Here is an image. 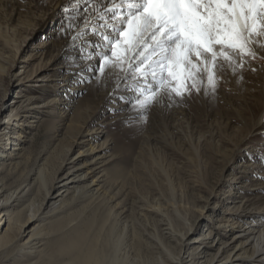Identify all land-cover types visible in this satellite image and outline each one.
<instances>
[{"label":"bare ground","instance_id":"1","mask_svg":"<svg viewBox=\"0 0 264 264\" xmlns=\"http://www.w3.org/2000/svg\"><path fill=\"white\" fill-rule=\"evenodd\" d=\"M74 7V0H0V83L5 79L13 87L0 99V264H264V197L260 201L247 198L243 192L252 188L244 184L230 181L235 189L228 195L230 200L215 192L223 200L221 208L226 216L212 221L210 226L216 232L204 238L194 237L203 229L190 226L173 201L176 217L163 213L160 233L156 228L149 233H155L156 242L151 245L154 250H149L151 255L148 239H141L134 225L120 218L121 211L114 209L117 203H109L111 198L106 197L108 185L119 182L113 170L117 159L114 140L106 126L134 116L131 104L120 97H131L124 83L131 86L137 73L129 71L127 81L121 82L125 73L120 72L112 84V74L99 85L96 79H88L99 74L83 71L85 66L99 63L103 57L97 58L92 54L96 50H89L88 41H95L90 29L81 38L83 43L77 40L75 46L71 36L61 31L62 22L65 27L76 23L65 18L77 15ZM79 7L83 11L85 6ZM87 7L85 15L92 20L93 5ZM65 8L69 9L67 14ZM83 23L80 21L81 26ZM262 37L254 40L263 46ZM262 46L251 43L248 49L264 57ZM258 85L260 124L264 121V80ZM156 87L159 90V84ZM87 94L99 99L102 108L92 111L89 102H84ZM166 97L143 116L145 123L134 158L141 160L148 154L154 167L168 178L160 164L164 159L159 148V142L166 139L165 119L172 121L167 132L172 140L182 136L187 146L193 147L200 138L194 140L190 134L188 109L170 106ZM106 112L113 115L107 122L101 118ZM54 120L61 121L63 129L75 131L79 136L76 144L85 146L75 153L71 148L58 150L57 143L49 154L35 149L30 134ZM84 125L89 128L84 129ZM210 133L216 136V130ZM179 144L186 149L184 143ZM217 145L211 152L222 156ZM195 151L200 156L202 150ZM258 174L264 176L263 172ZM253 190L264 196V182ZM143 199L146 215L139 214L148 227V211L161 215L163 211L154 204L148 206V199ZM218 208L219 204L211 210ZM179 220L188 226L187 232L180 229ZM195 243L197 248L190 250ZM176 244L181 245L179 252Z\"/></svg>","mask_w":264,"mask_h":264},{"label":"rangeland","instance_id":"2","mask_svg":"<svg viewBox=\"0 0 264 264\" xmlns=\"http://www.w3.org/2000/svg\"><path fill=\"white\" fill-rule=\"evenodd\" d=\"M252 37L255 47H261L262 45L256 43L254 39L257 40L262 36L253 33ZM214 50L217 53L223 50L232 58L229 61L224 56L217 55L214 72L218 87L214 93H211L210 88L208 96L202 92L197 93L195 90H192L191 95L185 94L183 98L176 97L175 93H172L176 100H181L180 103H173L172 99L166 97L170 106H184L188 109L190 134L194 140L197 137L200 138L199 142L196 140L193 142V147H188V143L182 136L180 139L172 140L168 135L172 121L165 119L168 126L167 130H163L166 139L165 142H159V148L164 159V162L160 164L168 178L160 169L154 167L148 154L143 155L141 160L134 158L145 123L143 116L137 118L128 116L106 126L108 136L114 140L113 151L117 155L113 170L119 176V182L115 186L108 185L106 197L111 198L109 203H117L118 206L114 209L121 211L120 218L134 225V230L141 239H148V253L154 250L151 245L156 244L153 240L155 233L153 235L149 233L153 232L154 228L157 233H160L162 227L160 219L163 218V213L176 217L173 201H176L178 212L186 217L190 226L196 225L198 229L200 227L203 229L194 237L204 238L210 232H216L210 226L211 222L226 216L221 208L223 200L221 202L215 192L225 200H230L232 198H228L230 191H235L234 184L230 181L252 188V192L251 190L243 192L247 198L252 197L260 201L264 197L258 194V190H253L260 186V181L264 182V176L258 174L264 173V159H262L264 158V135L259 132L264 130V121L258 124L261 109L260 104L256 103L260 99L258 84L264 80V57L257 54L242 55L238 49H232L226 44L223 48L221 45H215ZM247 51L248 49L245 50ZM109 57L115 60L112 54ZM208 59L211 60V54H208ZM112 66L114 71L109 79L111 84L117 80L119 73L123 72L120 70L121 67L127 68L126 63L120 65L117 62ZM9 69L12 67L9 66ZM165 77L167 78L166 73ZM196 81L197 83L202 81L207 85V73L203 72V65H201L200 75L196 76ZM187 83L190 86L192 81L189 80ZM171 86L174 87L175 82ZM12 90L13 87L4 79V82L0 83V99ZM84 102H89V107L93 108L92 111H98L101 107L100 100L91 94L84 95ZM99 114L101 115L102 111ZM109 114L106 112L101 118H107V122L113 117V115L108 116ZM52 122L48 123L44 129L30 134L29 138L33 140L35 149L49 154L53 150V144L57 143L58 150L71 148V152L75 153L85 146L82 143L76 144L75 141L79 140V136L75 131L63 129L62 122L59 120ZM85 128L88 129V125H84ZM211 130H216V136L211 135ZM179 143H184L186 149H182ZM215 143L223 150L222 156H216L211 152ZM196 149L202 150L203 153L200 152V156L197 155ZM227 159L232 160V163L227 162ZM200 163H202L201 168ZM142 197L148 199V206L154 204L160 212L163 211L162 215L148 211V227L145 225V218L139 214L143 212L146 215L143 210L146 201ZM218 204V210H211ZM205 213H207L206 219L203 217ZM179 222L180 229L187 232L188 226L183 221L179 220ZM144 229L148 231L149 237L147 233H144L146 232ZM125 232L128 230L125 229ZM218 236L221 235L218 234ZM221 239L226 240L225 237ZM190 246V250H195L198 243ZM180 248L181 245L176 244L175 251L179 252ZM144 249L143 243L142 250Z\"/></svg>","mask_w":264,"mask_h":264},{"label":"snow or ice","instance_id":"3","mask_svg":"<svg viewBox=\"0 0 264 264\" xmlns=\"http://www.w3.org/2000/svg\"><path fill=\"white\" fill-rule=\"evenodd\" d=\"M74 3L77 7L72 11L77 15L65 18L76 23L65 27L62 22L61 31L71 36L75 46L77 40L83 43L81 38L90 29L95 41H88L89 50H96L92 54L103 59L86 65L83 71L99 74L88 77L96 79L98 85L112 74L110 66L114 63H127V68L120 69L125 73L121 82L127 81L129 71L135 70L132 85L124 83L131 97H120L131 104L133 118L144 116L151 107L163 103L166 96L173 103H180L172 93L181 98L191 95L192 90L208 96L210 88L214 93L218 87L214 72L217 55L232 59L223 50L217 53L214 46L223 48L226 44L242 55L255 56L248 49L251 37L253 33L264 36V0H74ZM79 5L85 6L83 11ZM87 5H93L92 20L85 15L89 11ZM64 11L67 14L69 9ZM80 21H84L83 26ZM109 51L115 60L108 56ZM201 65L207 73V85L196 81Z\"/></svg>","mask_w":264,"mask_h":264}]
</instances>
